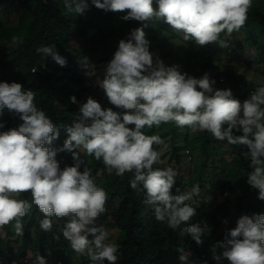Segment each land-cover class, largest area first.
I'll return each mask as SVG.
<instances>
[{"label":"clouds","instance_id":"obj_1","mask_svg":"<svg viewBox=\"0 0 264 264\" xmlns=\"http://www.w3.org/2000/svg\"><path fill=\"white\" fill-rule=\"evenodd\" d=\"M91 4L100 10L125 13L121 16L125 22L162 20L182 32L184 40L192 39L200 46L218 42L227 47L219 39L220 33L231 34L245 25L252 0H91ZM65 7L82 15L89 4L87 0H65ZM144 27L132 29L118 42L113 58L104 67L103 79L96 81L108 101L124 111L104 109L89 96L80 104L72 124L64 126L66 139L60 149L45 146L57 140L60 132L34 104L35 93L20 83L0 82V113L7 108L21 121L18 127L0 131V227L15 221V232L22 235L20 218L34 204L45 217L40 221L44 231L52 227L50 217H68L63 237L74 252L93 262L117 264L118 246L106 242L108 232L96 225L105 212L107 194L95 185L86 167L80 170L83 161L73 150L82 147L96 160L102 159L116 175L134 172L130 187L142 186L144 203L154 207L155 218L166 221L173 230L187 224L182 234L202 244L204 228L188 223L196 209L187 202L200 194L199 185L186 193L177 189L179 194L173 195L177 172L171 167H153L162 163L154 146L166 147L165 141L143 131L169 122L207 131L218 141L246 146L248 150L242 155L252 166L247 183L258 189L257 198L264 200V86L241 102L230 89L214 88L215 81L208 73L195 78L181 73L178 65L166 66L149 51ZM19 42L13 38V43ZM36 51L61 67L67 64L52 46ZM81 63L88 70L86 75H96L86 57ZM70 100L77 103L75 96ZM4 127L5 122L0 121V129ZM58 151L72 152L74 164L61 169L55 159ZM25 192L31 193V204L18 199ZM217 248L222 250L218 254ZM212 251L217 264L224 260L228 264H264V214L241 215ZM179 260L187 264L188 257L180 252ZM32 264H46V260L38 254Z\"/></svg>","mask_w":264,"mask_h":264},{"label":"trees","instance_id":"obj_2","mask_svg":"<svg viewBox=\"0 0 264 264\" xmlns=\"http://www.w3.org/2000/svg\"><path fill=\"white\" fill-rule=\"evenodd\" d=\"M87 2L89 9L78 15L66 9L65 0H0V82L20 83L25 90L30 89L35 93L34 104L46 113L60 132L59 138L46 147L54 150L62 148L66 139L64 126L72 124L79 115L80 104L86 102L89 96L104 109L124 111L108 101L96 81L97 78L103 79L104 67L113 58L118 42L126 39L132 29L144 27V23H147V27H144L147 40L154 42L150 44L149 51L153 53L154 59L158 56L166 66L178 65L181 73H188L195 78L208 73L215 81L214 88L230 89L233 97L241 102L249 98L257 87L264 86V78L259 79L257 69L254 74H248V69L253 68L254 63L263 66L264 72V0H252L248 19L242 28L231 34L220 33L219 39L224 40L227 47H220L218 42L200 46L192 39L186 41L182 32L175 31L155 18L147 22H125L121 19L125 13L100 10L91 4V0ZM12 18L16 22H12ZM14 37L20 42L13 43ZM175 40L180 43L178 47H175ZM41 46H52L66 59V66L61 67L51 57L38 53L36 49ZM246 48L254 49L255 55L244 60L243 69L234 63L221 68L219 61L223 54L229 55V51L238 53ZM82 57H86L88 63L93 65L96 75H86L88 70L81 63ZM73 96L77 103H71L70 98ZM0 121L5 122V127L0 131L18 127L21 123L19 117L7 108L0 113ZM171 123L175 134L180 127ZM164 125L145 127L143 131L146 135H158L163 139L167 133L163 131ZM182 133L185 146L196 148L201 155L197 167L188 171L193 179L186 182L183 171L180 167L177 169L171 159L164 168L171 167L177 172L171 190L173 195L179 194L177 189L181 193L190 192L196 185L201 189L198 196L187 202L196 209V215L188 223L215 221L218 211L225 210L224 216L230 214L226 201L210 210L209 207L214 205L208 200L211 192L216 194L220 191L225 197L237 193L232 206L233 222L221 234H217L215 228L211 231L204 229L203 243L200 245L188 234H182L187 224L173 230L166 221L155 218L154 207L144 203L146 194L142 186L138 184L135 190L130 187L134 172L116 175L115 170H108L102 159L96 160L89 154L86 158L79 152L80 148L73 150L79 153L83 161L80 170L86 167L95 185L107 194L105 212L97 218L96 225L116 227L112 243L118 246L117 264H181L180 252L188 257L190 264H217L213 259L214 241H222L227 232L236 226L241 215L264 214V200L257 198L258 189L247 183V173L252 170L250 159L242 153L230 160L224 157L223 149H237L240 145L218 141L207 131L191 132L188 127ZM173 142V153H177L180 147L176 145L175 136ZM160 146L154 147L159 151ZM182 155L176 156L178 161L183 160ZM55 159L61 169L74 164L73 154L69 151H58ZM153 167L162 168L159 164ZM209 167L213 173L216 168H220L224 177L212 181L204 174ZM18 199L27 200L30 204L32 202L30 192L21 193ZM44 218L38 207L32 204L26 215L20 218L22 235L16 234L15 221L0 227V264L7 252L1 242L6 240L8 252H11L12 237H16L19 242L16 253L9 258L12 264H23L21 260L27 258L29 252L32 262L39 254L45 258L46 264H49L51 256L58 257L64 264H70L65 254L71 246L63 237L64 224L69 218L50 217L52 227L49 231L40 227V221ZM2 229L6 231V239L1 235ZM76 264L108 262H93L87 258Z\"/></svg>","mask_w":264,"mask_h":264},{"label":"rangeland","instance_id":"obj_3","mask_svg":"<svg viewBox=\"0 0 264 264\" xmlns=\"http://www.w3.org/2000/svg\"><path fill=\"white\" fill-rule=\"evenodd\" d=\"M11 20H12V22H16V20H14V18H12ZM148 41L150 42V44L154 43L153 41H151V39H148ZM175 42H174L175 47H178L180 45V43L176 40H175ZM228 53H229V55L223 54V56L221 57V60L219 61V65L221 66V68H226L228 63H234L237 66H241V69H243L244 68V65H243L244 60H246V58H248V57H251L252 55H255L254 49H250V48H246L244 51H240L238 53H234V52L232 53L231 51H229ZM246 68L247 67L245 66V69ZM248 70H249V73H248L249 75L254 74V71L256 70L257 75H259V79L264 78L263 66L259 65L258 63H254L253 68L248 69ZM186 127L187 126L180 128V130L174 134L173 133V131H174L173 125L171 122H169L163 126V131L167 132L163 137V140L165 141L166 147L164 145L160 146L159 151L161 153L162 163H160L159 165H161V167L164 168V167H166L167 161L171 159L172 164L176 165L177 169L180 167L181 171H183V179L186 182H191V179H193V178H192V175H190V173L188 171L189 170L192 171L193 167H197V165L201 162V155H200V152L196 148L191 147V146H185V143H184V137L185 136L183 135L182 132L186 129ZM190 131L193 132L192 129H190ZM174 136L176 137V145H178L180 147V149L177 151V153H173V150H172V146L175 144L173 142ZM223 148H221V149H223ZM237 149L235 147H231L228 151L223 149V151H225L224 157L230 160L236 154L243 153V152H246L248 150L246 148V146H244V145H240L239 148H237ZM188 150H190V151H188ZM79 152L82 155H84V157L87 158V152L82 147L80 148ZM178 154H183L182 155V158H183L182 161H178V159L176 158V156ZM217 165L219 166V163H217ZM204 174L206 177H209L212 181H218V179H222L224 177L220 168H216V170H214V173H213V169L211 167H209L205 170ZM236 195H237V193L231 194V195L225 197L221 194L220 191H217L216 194H213V192H211L209 194L208 200L212 201L213 204L215 205V207H216V205L220 204L221 202L226 201V205L228 206V208L230 210V214L224 216L225 210L224 211H218L216 214L217 220L208 221L206 224L205 230L211 231L213 228H215L217 230V234H221V233H224L226 231L228 226L234 220V208L232 209V206H233V201L235 200ZM224 221H227V223H224ZM103 225L104 226H102V227H105L104 229L108 232V239L106 242L112 243V234L115 231L116 227H111L108 225L105 226V224H103ZM1 235L4 239H6V231L4 229H2ZM217 243H218V241H214L213 246L216 245ZM1 244H2L3 248L7 250L6 254L4 256H2V262L1 263L2 264H12V262L9 260V258L11 257V255H14V253H16V250L19 246L18 240L16 239V237L11 238L10 244L13 246V249L9 250L11 252H8V249H7L8 243L6 242V240L1 242ZM221 251L222 250L219 248L216 249L217 254ZM65 256L64 257L67 258V260L70 264H73V263L76 264V263H79L82 260L88 258L87 256L77 254L76 252H74L72 250L71 247L66 252ZM21 262H23V264H32L31 253L29 252L28 257L25 258L24 260H21ZM49 264H64V262H62L58 257L51 256ZM187 264H190V263L187 261ZM222 264H228V262L226 260H224L222 262Z\"/></svg>","mask_w":264,"mask_h":264},{"label":"built area","instance_id":"obj_4","mask_svg":"<svg viewBox=\"0 0 264 264\" xmlns=\"http://www.w3.org/2000/svg\"><path fill=\"white\" fill-rule=\"evenodd\" d=\"M188 151H190V150H188ZM214 207H215V205H212L211 207H209L210 208V210L212 211L213 209H214ZM195 223H198L201 227H203L204 229L206 228V224H207V222H203V221H197V222H195ZM188 226V225H187Z\"/></svg>","mask_w":264,"mask_h":264}]
</instances>
